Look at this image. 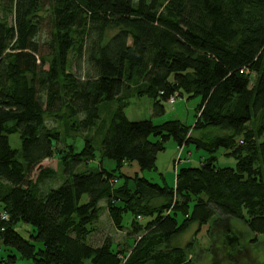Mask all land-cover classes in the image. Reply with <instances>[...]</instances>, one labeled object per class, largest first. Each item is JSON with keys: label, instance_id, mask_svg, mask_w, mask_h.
<instances>
[{"label": "trees", "instance_id": "obj_1", "mask_svg": "<svg viewBox=\"0 0 264 264\" xmlns=\"http://www.w3.org/2000/svg\"><path fill=\"white\" fill-rule=\"evenodd\" d=\"M173 95L200 98L193 127L124 113L147 97L162 115ZM107 104L88 169L92 140L79 151L67 140L93 130ZM170 139L207 157L170 187L122 174L156 171ZM219 149L233 168L216 166ZM56 154L58 187L42 168ZM216 211L264 237V0H0V243L15 251L1 263L196 264L194 240L180 237Z\"/></svg>", "mask_w": 264, "mask_h": 264}, {"label": "rangeland", "instance_id": "obj_2", "mask_svg": "<svg viewBox=\"0 0 264 264\" xmlns=\"http://www.w3.org/2000/svg\"><path fill=\"white\" fill-rule=\"evenodd\" d=\"M174 103L164 102V114L155 115L153 113V103L147 97L131 98L128 106L124 109V113L129 121L150 120L155 125L166 121H180L187 127H193L196 117V107L200 103V98H180L173 95ZM115 104L104 105L101 110V122L86 135L79 132L71 131L67 144H72L74 150L79 151L83 147V138L86 136L92 140L95 148V159L88 163V169L96 168L99 165L100 156V141L102 132L106 125L110 122L112 113L115 111ZM191 128L188 134L200 135L195 133ZM206 133V132H205ZM216 131H209L205 136L216 135ZM85 137V138H86ZM154 140V138H151ZM9 144L12 149H19L20 141L17 134L9 137ZM63 147V146H62ZM66 152V151H64ZM206 158L207 155L202 151H197L193 146L183 147L180 149L176 143L170 139L164 144V150L159 152L156 158V171H139L133 165H125L121 172L128 178H135L137 175L144 177L153 183L162 184L164 181L169 187L174 185L175 172L183 166L197 167L200 158ZM216 166L220 168L235 166V160L225 155L224 149H219L216 152ZM180 162L177 163V160ZM101 164L104 168L110 170L114 168L113 161L102 159ZM42 168H49L56 172L57 178L52 186L58 187L62 181V167L59 156L56 154L51 159H47L42 163ZM138 170V171H137ZM39 170H35L31 177L33 180L37 178ZM49 184V182H48ZM130 217L125 216V220ZM102 220L108 222L107 216L103 213ZM22 226V227H21ZM17 226L16 230L25 238L28 234L23 230H30L28 226ZM105 230L107 226L103 227ZM197 226H191L181 237L180 243L184 245L188 241H193V247L190 251L191 259L196 264H264V237L253 235L247 226L234 218L224 217L216 211L212 220L195 233ZM123 235L116 234L118 242L123 240ZM9 253L15 251H6L0 243V264H32L29 260L17 259L14 263L2 262V259L7 258Z\"/></svg>", "mask_w": 264, "mask_h": 264}, {"label": "built area", "instance_id": "obj_3", "mask_svg": "<svg viewBox=\"0 0 264 264\" xmlns=\"http://www.w3.org/2000/svg\"><path fill=\"white\" fill-rule=\"evenodd\" d=\"M169 103H174V97H171L170 100L168 101ZM180 162V159L177 160V163ZM3 219L6 218V216H2Z\"/></svg>", "mask_w": 264, "mask_h": 264}, {"label": "crops", "instance_id": "obj_4", "mask_svg": "<svg viewBox=\"0 0 264 264\" xmlns=\"http://www.w3.org/2000/svg\"><path fill=\"white\" fill-rule=\"evenodd\" d=\"M131 165H133L134 167H136V169H138L137 166H136L135 164H131ZM137 171H138V170H137Z\"/></svg>", "mask_w": 264, "mask_h": 264}]
</instances>
